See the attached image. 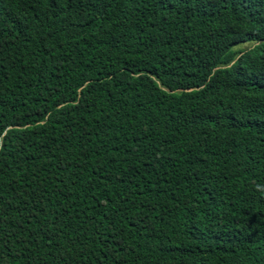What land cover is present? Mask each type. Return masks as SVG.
<instances>
[{"label": "trees", "instance_id": "16d2710c", "mask_svg": "<svg viewBox=\"0 0 264 264\" xmlns=\"http://www.w3.org/2000/svg\"><path fill=\"white\" fill-rule=\"evenodd\" d=\"M0 264H264V0H0Z\"/></svg>", "mask_w": 264, "mask_h": 264}, {"label": "rangeland", "instance_id": "374dc122", "mask_svg": "<svg viewBox=\"0 0 264 264\" xmlns=\"http://www.w3.org/2000/svg\"><path fill=\"white\" fill-rule=\"evenodd\" d=\"M245 45H246V47H250L251 46L250 43H246Z\"/></svg>", "mask_w": 264, "mask_h": 264}]
</instances>
